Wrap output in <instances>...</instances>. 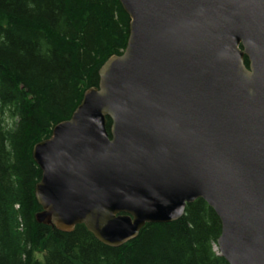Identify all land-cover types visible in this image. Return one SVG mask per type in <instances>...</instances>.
Returning <instances> with one entry per match:
<instances>
[{
  "label": "water",
  "instance_id": "water-1",
  "mask_svg": "<svg viewBox=\"0 0 264 264\" xmlns=\"http://www.w3.org/2000/svg\"><path fill=\"white\" fill-rule=\"evenodd\" d=\"M118 1L125 50L32 149L36 222L117 248L202 200L217 254L264 264V0Z\"/></svg>",
  "mask_w": 264,
  "mask_h": 264
},
{
  "label": "trees",
  "instance_id": "trees-1",
  "mask_svg": "<svg viewBox=\"0 0 264 264\" xmlns=\"http://www.w3.org/2000/svg\"><path fill=\"white\" fill-rule=\"evenodd\" d=\"M128 29L118 0H0V264H228L215 251L220 221L202 200L117 248L82 225L62 232L35 220L32 149L98 87Z\"/></svg>",
  "mask_w": 264,
  "mask_h": 264
},
{
  "label": "rangeland",
  "instance_id": "rangeland-1",
  "mask_svg": "<svg viewBox=\"0 0 264 264\" xmlns=\"http://www.w3.org/2000/svg\"><path fill=\"white\" fill-rule=\"evenodd\" d=\"M40 258V257H39Z\"/></svg>",
  "mask_w": 264,
  "mask_h": 264
}]
</instances>
